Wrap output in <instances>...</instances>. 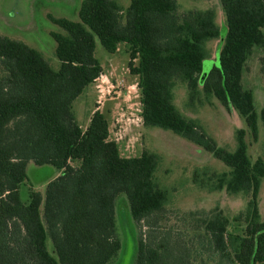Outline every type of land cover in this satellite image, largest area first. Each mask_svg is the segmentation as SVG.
I'll return each mask as SVG.
<instances>
[{"label": "trees", "instance_id": "1", "mask_svg": "<svg viewBox=\"0 0 264 264\" xmlns=\"http://www.w3.org/2000/svg\"><path fill=\"white\" fill-rule=\"evenodd\" d=\"M218 1L226 32L219 67L209 71L201 89L235 109L255 139L257 113L242 79L253 50L264 52V0ZM48 17L60 27L50 31L56 70L34 47L0 34V264L112 262L122 245L115 224L120 193L138 231L133 264H185L189 253L195 259L205 252L216 254L220 264L263 262L258 195L264 158L251 160L242 129L236 131L233 151L217 146L173 103L175 79L185 81L191 96L198 92L204 42L219 35L213 9L179 11L177 0H129L123 10L115 0H81L76 20ZM95 38L110 53L125 44L128 72L137 76L142 125L180 134L226 165L221 172L197 169L193 181L241 194L242 209L232 217L213 209L197 212L193 239L188 231L162 223L168 198L153 179L157 155L143 150L122 156L98 109L85 127L72 111L74 99L103 71L94 56ZM259 62L264 76V53ZM260 118L264 125V100ZM29 161L61 173L43 192L28 187L22 201Z\"/></svg>", "mask_w": 264, "mask_h": 264}, {"label": "rangeland", "instance_id": "2", "mask_svg": "<svg viewBox=\"0 0 264 264\" xmlns=\"http://www.w3.org/2000/svg\"><path fill=\"white\" fill-rule=\"evenodd\" d=\"M80 1L0 0V34L34 47L56 70L59 67V60L54 55V40L50 36V31L60 30V27L51 22L48 16L76 20ZM115 1L123 10L129 3V0ZM177 3L179 11L213 9L214 22L218 27L219 35L204 42L205 56L198 74V92L191 96L185 81L174 80L172 92L176 109L182 116L197 122L217 146L229 151L235 149L236 131L242 129L251 160L257 157L264 158V125L260 118V109L264 100V76L259 62L263 50L256 48L250 54L242 79L243 86L252 93L254 110L257 113L258 131L256 138L253 139L244 118L235 109L226 108L214 96L205 94L201 89L209 71L214 66L219 67V48L226 32L225 16L219 1L177 0ZM94 56L102 65L103 71L72 102L75 119L83 127L87 124L91 111L97 107L108 121L110 137L119 138L116 142L122 156H138L143 150L157 155L158 162L153 179L165 191L168 198L162 212L164 215L162 223L172 225L180 231H188V237L193 239L192 235L195 232L191 227L197 218H200L197 212L213 209L232 217L242 209L245 199L241 194L210 190L193 181V173L197 169L221 172L228 169L226 165L213 157L209 151L180 134L158 126L142 125L139 120L137 76L128 72L125 44H119L117 50L110 53L95 38ZM97 85H101L105 91L109 89L110 92L99 98ZM78 163L79 161L76 160L75 164ZM60 173L61 170L52 165L38 166L29 161L26 165L27 178L20 187L21 200H27L28 187L43 192L45 184ZM258 205L260 215L264 218V178L259 190ZM115 218L116 231L122 245L117 257L108 264H133L138 231L129 214L127 199L123 193L116 198ZM184 239L188 238L184 236ZM192 247L193 252L198 248L194 242L190 248ZM47 248L52 251L49 239ZM194 256L195 259L189 253L185 264H220L219 257L210 252H205L200 257ZM259 264H264V261Z\"/></svg>", "mask_w": 264, "mask_h": 264}, {"label": "built area", "instance_id": "3", "mask_svg": "<svg viewBox=\"0 0 264 264\" xmlns=\"http://www.w3.org/2000/svg\"><path fill=\"white\" fill-rule=\"evenodd\" d=\"M98 86V91H99V98H101V97H103L105 94H108L109 92H110V90L108 89V90H106L105 91V89L101 86V85H97ZM100 102V101H99ZM139 120H141V117H140V119ZM113 139L115 140V141H118V139L119 138H117V137H113Z\"/></svg>", "mask_w": 264, "mask_h": 264}, {"label": "crops", "instance_id": "4", "mask_svg": "<svg viewBox=\"0 0 264 264\" xmlns=\"http://www.w3.org/2000/svg\"><path fill=\"white\" fill-rule=\"evenodd\" d=\"M95 109H97V107L95 108ZM93 111V110H92ZM92 111H91V113H92ZM89 120V119H88ZM83 127H85V125L83 126ZM110 135H111V130H109V137H110ZM111 139H113V137H110Z\"/></svg>", "mask_w": 264, "mask_h": 264}]
</instances>
